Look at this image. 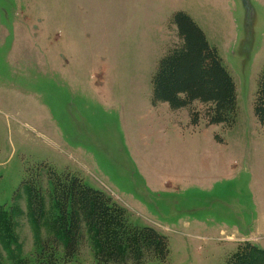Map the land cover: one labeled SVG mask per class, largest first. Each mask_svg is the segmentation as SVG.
I'll use <instances>...</instances> for the list:
<instances>
[{
    "label": "rangeland",
    "instance_id": "1",
    "mask_svg": "<svg viewBox=\"0 0 264 264\" xmlns=\"http://www.w3.org/2000/svg\"><path fill=\"white\" fill-rule=\"evenodd\" d=\"M178 11L235 84L230 129L206 126L199 103L150 104ZM263 73L264 0H0V264H41L58 234L50 181L68 174L165 236L164 264L264 261ZM95 249L85 238L68 264H95Z\"/></svg>",
    "mask_w": 264,
    "mask_h": 264
},
{
    "label": "trees",
    "instance_id": "2",
    "mask_svg": "<svg viewBox=\"0 0 264 264\" xmlns=\"http://www.w3.org/2000/svg\"><path fill=\"white\" fill-rule=\"evenodd\" d=\"M171 25L176 29L180 45L158 61L151 78V106L166 104L175 112L189 111L194 103H199L206 107V126L221 125L230 129L237 117L236 87L217 50L184 12L173 13ZM253 115L264 127V73L253 100ZM190 125H198L197 115ZM215 139L222 143L218 137ZM50 182L58 234L41 245V264L47 260L55 264L54 254L59 247L63 251L61 264L70 263L85 238L96 248L95 264H164L167 261V238L153 228L132 225L126 210L104 193L74 175L56 177ZM252 264H264V261Z\"/></svg>",
    "mask_w": 264,
    "mask_h": 264
},
{
    "label": "crops",
    "instance_id": "3",
    "mask_svg": "<svg viewBox=\"0 0 264 264\" xmlns=\"http://www.w3.org/2000/svg\"><path fill=\"white\" fill-rule=\"evenodd\" d=\"M175 35H176V31H175Z\"/></svg>",
    "mask_w": 264,
    "mask_h": 264
}]
</instances>
